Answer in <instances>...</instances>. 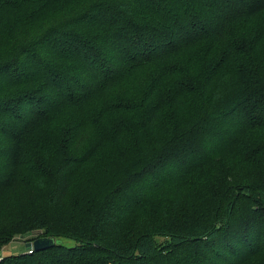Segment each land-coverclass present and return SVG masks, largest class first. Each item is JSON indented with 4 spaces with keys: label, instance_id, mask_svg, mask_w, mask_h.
<instances>
[{
    "label": "trees",
    "instance_id": "trees-1",
    "mask_svg": "<svg viewBox=\"0 0 264 264\" xmlns=\"http://www.w3.org/2000/svg\"><path fill=\"white\" fill-rule=\"evenodd\" d=\"M16 235L74 243L0 264H264V0H0Z\"/></svg>",
    "mask_w": 264,
    "mask_h": 264
},
{
    "label": "rangeland",
    "instance_id": "rangeland-1",
    "mask_svg": "<svg viewBox=\"0 0 264 264\" xmlns=\"http://www.w3.org/2000/svg\"><path fill=\"white\" fill-rule=\"evenodd\" d=\"M26 239H27L26 236L21 237L16 235L15 238L11 239L7 244L2 246V248L0 249V254L7 255V254L20 253L22 251H25L27 249V247L25 246ZM58 239L65 245H72L74 243L73 240L68 238H58Z\"/></svg>",
    "mask_w": 264,
    "mask_h": 264
},
{
    "label": "water",
    "instance_id": "water-1",
    "mask_svg": "<svg viewBox=\"0 0 264 264\" xmlns=\"http://www.w3.org/2000/svg\"><path fill=\"white\" fill-rule=\"evenodd\" d=\"M54 242H61L58 238L54 239L53 237H49V236H40L35 238L32 241H27L25 246L28 248L30 246H32L34 249H40L43 247H46L48 245L53 244Z\"/></svg>",
    "mask_w": 264,
    "mask_h": 264
},
{
    "label": "built area",
    "instance_id": "built-area-1",
    "mask_svg": "<svg viewBox=\"0 0 264 264\" xmlns=\"http://www.w3.org/2000/svg\"><path fill=\"white\" fill-rule=\"evenodd\" d=\"M30 251V250H29Z\"/></svg>",
    "mask_w": 264,
    "mask_h": 264
},
{
    "label": "crops",
    "instance_id": "crops-1",
    "mask_svg": "<svg viewBox=\"0 0 264 264\" xmlns=\"http://www.w3.org/2000/svg\"><path fill=\"white\" fill-rule=\"evenodd\" d=\"M2 255V254H1Z\"/></svg>",
    "mask_w": 264,
    "mask_h": 264
}]
</instances>
